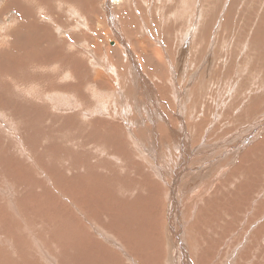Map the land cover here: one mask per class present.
Segmentation results:
<instances>
[{"label":"rangeland","instance_id":"1","mask_svg":"<svg viewBox=\"0 0 264 264\" xmlns=\"http://www.w3.org/2000/svg\"><path fill=\"white\" fill-rule=\"evenodd\" d=\"M131 1L134 4L137 16L136 14L133 15V12L129 13L128 9L123 7L125 1H123L124 3L117 4L112 0H0V195L8 182L17 181V184L15 183L16 185L13 187L15 194L10 193L12 196L10 197V201H14L11 205L8 201V203L3 201L4 195H1L2 198L0 196V205H2L0 206V212L1 208H6L7 210L4 213L2 212L1 215L8 216V220L10 219L9 221L12 222L17 221L15 214L21 211L19 215L24 216V222L30 227L29 229H25L27 241L31 246L30 251L36 256H31L32 258L29 256L27 258L21 255V251L18 252L19 254H16L17 246H11L10 244L6 248L8 245L5 242L6 238L0 235L2 240L0 242V251L7 249L6 252L8 253L6 264H67V261L62 260L60 256L57 255V261L56 255L54 256L45 252L41 246H38L35 251V247L33 246L36 239L32 236V230H28L31 229V223L36 221H39L38 224L42 223L46 227L50 224L54 229V237L56 239H60L62 237L61 234H63V244H67L74 239H68L65 235V220H62L59 215L56 216L52 212H49L52 208L48 207V203H42L45 189L41 185L39 186L38 183H35V181H32L37 178L44 179L46 181L45 186L53 190L57 196V198L50 197L54 200L51 203L63 205V208L67 207L72 210L73 207L69 200L65 197L63 198L62 194L56 193L58 188L68 191L69 185H63L62 181H60L64 178L71 177L74 179L73 184L75 186L71 191L75 192V194H82L84 190L87 192L89 186L95 180V175L111 174L118 184L131 183L132 187L139 189V193H131L129 202L124 205L114 204L113 206L112 204H108L107 206L110 208L103 207L102 209L108 221H111L113 226L121 223L120 229L138 235L133 243L128 245L125 242V246L130 252L131 257L140 260L143 264H147L142 260L146 258L143 255L148 254L144 252V249H150L148 245H151V240L148 245H144V249H139L140 235L145 229L143 222L139 218L146 220L148 215L151 219L158 220L159 229H161V234H163L161 240L158 242V247L163 250V254L164 248H167L168 236L165 238V228L168 221L170 201L163 194H167L172 188L173 190L180 189L179 184L172 186L176 177L172 176L169 180L171 183V186H169L170 190H165V184L161 183L159 179L161 176L157 169V176L152 177L151 180L148 177L151 172L150 174L149 172H144V170L139 172L138 169L131 172L132 169L127 171V168L131 161L141 164V162L145 161L144 157L146 160L150 159V154L144 155L143 149H147L157 155L156 160L159 162L165 157L168 158V154H172V151L176 156L174 150L170 149H173V140L177 141L179 135L174 134V137H172L168 128L171 125L175 127L177 121L176 118H168L167 113H170L169 109L163 107L160 110L159 106V108L156 107L157 112L164 113V118L167 122H170V125L167 126L161 117L158 114L156 115V111H154L156 116L152 118H156L154 119L155 121L151 119L149 113L153 109L150 105L152 102L150 95L152 93L149 88L145 87L144 91L139 88L136 73L132 75L131 71L128 74V62L123 59V47L118 40L114 36H110V40L109 38L103 40L106 28H111L113 31L117 28L119 31L118 37L126 36V42L130 45L132 43L131 46L148 41L152 44V47L158 46V43L164 47L168 44V40L173 39V48L169 50L175 52L178 41H184L185 39L192 45H198L199 50L202 52L200 56L198 48L195 50L197 58L199 57L198 59L200 60L189 59L190 63L193 62L198 68L200 66L198 73L194 71L196 75L192 76L191 73L193 74V72L189 69L186 70L185 67L190 65L189 62L188 64H183L180 61L177 64L178 69L176 71L178 86L188 93L191 92L190 95L195 90H198L195 93L196 96H185V104L188 105L182 111L183 120L186 124L183 126L187 127L188 130L186 132L193 133L194 138L197 140V145L204 147L205 142H207L210 147L206 155H201V157L205 156L204 159H207L208 161L206 162L209 163L198 164V166H204L203 171L207 169L209 171L205 181L199 185L200 188H205L206 195L203 192L199 196L196 194L190 198L195 204L199 201L198 205L195 206L198 211L197 223L199 224L201 220L199 218L200 213L204 216V212L210 213V208L217 207L215 202L219 201L220 205H225L222 192L217 193V191L219 188H226L223 185H227L232 179L237 186L230 185V189H226L231 191L229 193L231 195H233L232 192H235L236 195L233 196L238 200H240V193L244 192L253 193V191L255 192V190L259 189L264 194V179L262 178V182H259V178H256V173L264 177V0H188L190 1V6L192 3L191 7H187L189 2L186 0ZM182 1L185 3L186 8L181 14ZM105 2L110 4V10L112 9V20L107 19L108 16L104 14L108 7L107 4L105 7ZM73 9L75 10V14L78 12L80 16H77L81 19L74 14ZM48 13H51V15L45 16ZM82 19L85 21L83 20L84 22L78 25V21ZM163 21L164 23H162ZM56 23L58 24L56 25ZM61 27L62 29H60ZM59 29L60 31H58ZM206 31L207 35L204 33ZM176 32L182 36H176ZM169 35H172V37H169ZM205 38L206 40H204ZM94 47H97L102 53V57L100 56L101 53L99 54L100 60L105 56L108 49L111 48L110 55L114 58L116 71L122 78L120 81L121 87L113 85L115 89L111 88L109 90L107 85L99 83L96 80L95 68H101L88 63L86 54L88 49H94ZM188 55L195 56V54H191V51L188 52ZM141 60L147 64V66L143 65L145 71L148 73L151 70L156 76L158 84L165 87L168 84L170 74L168 65H166V68H161L160 65H157L155 59L142 58ZM178 61H175V63H178ZM192 81L193 85L190 87L189 82L192 83ZM115 90L116 92L114 93ZM230 90H234L232 95L229 94ZM43 91H46V93ZM56 92H63L67 95H72L70 97L74 99L76 98L75 101L77 103L75 104L78 106V109L76 106V110L73 109L74 111L69 112L65 106L59 109L55 106H50L45 101V98L48 93L55 94ZM116 93L123 94L122 99H125V104L131 110L128 112V115L118 117L116 121H111L108 112L101 109L99 113L102 116H99V113L96 114V111H94L90 117H82L83 112H90L94 108V103L91 100L95 96L111 97L116 96ZM189 98L192 100L190 101ZM214 100L217 102V105L214 103ZM145 101L148 103L145 104ZM218 101H221V108L218 106ZM198 103L204 105H198ZM226 105L228 106L226 107ZM196 106L204 110L202 114H196L199 120L195 124L198 126L189 120V115L197 113V110L195 111L197 109ZM80 108H84V111ZM146 109L148 110L146 111ZM186 110H188L187 117H185ZM236 111L237 113H234ZM76 112L79 114H76ZM1 116L4 118L3 120ZM157 117L158 119L160 117V119L158 120ZM131 124L132 126H130ZM151 124L158 126L155 129ZM86 128H89V130ZM200 128H203V130ZM154 129L158 137H161L164 133L163 139L156 142L157 146H160L159 148L153 147L154 136L156 135ZM182 129L186 128L182 127ZM93 132L94 135H92ZM165 132L169 133L168 136ZM198 132L199 136L195 137L197 135L195 133ZM128 133H132L133 135L131 134L132 136H130ZM135 136L137 140H135ZM51 137H54V139ZM94 140L97 143L94 144ZM102 142L105 144H102ZM169 143L172 145H169ZM99 146L100 148L97 150ZM92 147L95 150L91 149ZM91 151L93 152L91 155L92 159L88 158ZM28 154L31 156L29 155L30 157H28ZM41 161L44 162L42 163ZM119 163L121 165L118 168ZM70 164L71 166H69ZM100 164H104V167H99ZM45 165L49 168L45 167ZM114 165H116L115 168L113 167ZM41 168H46L45 170L50 173L51 178ZM57 171L60 172L56 173ZM240 171L246 172V175L239 174ZM34 174L37 175V177H34L35 179L32 178ZM146 180H149L152 187L145 184ZM22 182L25 185L22 186ZM33 185H36L38 190H35ZM208 187H210L209 190ZM94 190L98 195L102 194L99 193L98 189L94 188ZM157 191H159L158 196L151 195V193L156 194ZM200 191L201 189L199 193ZM38 200H40L41 204ZM106 200L108 202L114 201L109 197ZM143 200L145 203H142ZM259 201L262 204L260 205L262 209L254 211L256 209L251 207V211L263 213L264 215V203L261 200ZM239 205L240 203H238L237 207ZM90 206L84 205L86 208ZM9 207H12L14 211ZM129 207L130 211H133L130 215L126 213V209ZM187 207L190 208L191 205L188 204ZM27 209L30 210L28 211ZM190 210H193V208ZM9 221L10 225L11 222ZM60 221L61 223H59ZM226 221L234 223V220L231 221L228 218ZM65 223L70 224L71 221H67L66 219ZM1 224L3 225V223ZM5 225L9 226L6 222ZM5 228L2 229L0 226V233L4 232ZM263 229L264 216L257 224L252 225L250 232L251 236L258 239L260 246H264V237H258ZM8 235L10 234L8 233ZM94 235L95 233H91L92 238L90 236L86 241L92 242L94 240L96 242ZM245 238L246 236L243 238L244 242L242 241V245L239 242L236 244L237 240H232L233 242H231L230 246L231 250H233L231 264H235L241 252L245 251L244 247L247 241V238ZM3 240L5 245L2 244ZM44 240L46 239L44 238ZM147 240L144 239L145 242ZM75 247L77 248V246H74V253L71 256L72 260L76 259L79 262L78 264H93L91 263L92 256L99 260L97 264H108L106 262L107 259L109 261L112 260L109 264H116L115 259L118 260L124 257L117 249L105 253L95 250L96 253L91 254V251H89L91 247L87 244L78 245L76 250ZM153 251L156 250L154 249ZM114 253L117 255L116 258ZM249 253L251 254V252ZM22 254L25 255V253ZM195 254L197 255V253ZM74 256L76 257L74 258ZM17 258H20V261L24 262L18 263ZM43 258L45 259L44 261ZM3 259V257L2 259L0 258V264H5ZM227 260H229L228 257Z\"/></svg>","mask_w":264,"mask_h":264},{"label":"bare ground","instance_id":"2","mask_svg":"<svg viewBox=\"0 0 264 264\" xmlns=\"http://www.w3.org/2000/svg\"><path fill=\"white\" fill-rule=\"evenodd\" d=\"M112 1L114 3H117V4H120L121 2L124 3L123 1H125L123 7H126V9H128V11H129V13L133 12V15L136 14V16H137L136 11L134 10V6H133L134 4L132 3L131 0H129V2H127V0H112ZM186 1H188V0H186ZM188 2H189V4L187 5V7H191L192 3H191V6H190V1H188ZM106 4H107L108 7H107V11L104 12V14L108 16L107 19L109 18V20H112L113 19V14L111 12L112 9L110 10V4H108L106 2H105V7H106ZM181 4H182V7L180 8L181 9L180 13L182 14L184 12L185 8H186V5H185V3L183 1H182ZM74 14H75V10H74ZM47 15H51V13H48L45 16H47ZM75 15L76 16L79 15L78 12ZM78 18L81 19L80 17H78ZM180 18H182V17L180 16ZM139 19L141 20V18H139ZM51 20L54 21L53 18H51ZM83 20L84 19L79 20L78 21V25L81 22L85 21V20L84 21ZM135 20H136V17H135ZM162 23H164V21ZM57 24L58 23H56V25ZM139 25L141 26V24H139ZM54 26H55V23H54ZM59 26H61V25H59ZM59 26H58V28H59ZM60 29H62V27ZM60 29L58 31H60ZM105 31L106 32L104 33L103 40H107L110 36L111 37L114 36L115 39L118 40V42L122 45L123 53H124L123 59H124V61L126 60L128 62V68H127L128 69L127 70L128 74H130L131 71H132V75H133V73H136V75L138 76V81H139V82H137V84H138L139 88H141L143 91H144L145 87L150 89V91L152 93V95H150L151 96V101H152L150 103V105L153 108V109H151V111L149 110L151 112V113H149L150 116H151V119L158 114L161 117V119L164 121V123L167 124V126L170 125V122H167L166 119L164 118V115H163L164 113H162L160 111L157 112V110H156V107L157 108L160 107V110H161V108L164 107V108L170 110V113H167L168 118H172L173 117V118H176V121H177V124L175 125V127H173L171 125L168 128L169 129V133H170V135L172 137H174V134H178L179 135L178 138H177L178 139L177 141L173 140V143H172L173 144V149H170V150H174L176 156L174 155V153L172 151V154H170V153L168 154L169 155L168 158L167 157L164 158L162 156V158H164L165 160L163 159L164 161L162 160V161L159 162V161L156 160V157H158L157 155L153 154V152H150L147 149H145V150L143 149L142 152L144 153V155L150 154V159L146 160V158L144 157L145 161L141 162V164H136V161H134V162L131 161V162H129V166L127 168V171H129V169H132L131 172H133L135 169H138L139 172L141 170L142 171L144 170V172H149V174L151 172V174L148 176L149 178H151V180H152V177L157 176V174L159 173V175L161 176V177H159V179H160L161 183L165 184V188H164L165 190H168L169 186H171V183H170L169 180L172 178V176H174V177H176V179L173 181L172 186L175 185V184H179V188H180L178 190H176V189L173 190V188L171 190L169 189L170 191L167 194L166 193L163 194V195H165L167 197L166 199L168 201H170V205L168 207V221H167V226L165 228V233H166L165 238L168 236V243H167V248H164V254H163V250H161L158 247V242L161 240V238L163 236V234H161V229H159L160 227H159V224H158V220L151 219V217L148 216V215H147V219L146 220H144L142 218H139L140 221L143 222L144 227H145V229L142 231V233L140 235L141 236V240H140V243H139V245H140L139 249L140 250L144 249L145 248L144 245H148V243L151 240V245H148V248H150V249H147V248L144 249V252H146L148 254L147 255H143L146 258L144 260H142V261L147 263V264H231L232 263V252H233V250H231L230 246H231V242H233L232 240H235V241L237 240L236 244L239 242L242 245L243 238L246 236L247 241H246V245L244 247L245 251L241 252L240 256L237 259V262L235 261L236 262L235 264H264V246H260L258 244V239H256L254 236L250 235V232L252 230V225L255 224V223L257 224V222L259 220H261L263 218V216H264L263 213H255L254 212V211H258V210L262 209V208H260V205H262V204L260 203L259 200H261L264 203V197H263L264 194L259 189L255 190V192L253 191V193H251L250 191H249L250 193H245V192L244 193H240V200H238V199L235 198V196H233V195H236L235 192H232L233 195L229 194V193H231V191L228 190V189H230V185H235L233 179L230 180L229 183H228L229 186H228V184L227 185H223V186H225L228 189L219 188L218 191H217V193L222 192L221 194L224 197L225 205H220L219 201L215 202V204H217L218 208L215 207V206L210 208L209 209L210 213L204 212V216H203V214L200 213L199 214V218H201V220H200L199 224L196 221L197 218H198V211L196 210L195 206L198 205L199 201L195 204V202L191 201L190 198L194 197L196 194H198V196H199V194H202L203 192H204L203 194H205V188H200L199 185H200L201 182L203 183L205 181V179L207 178V176L209 174V171H208V169L203 171L204 170L203 169L204 166H198V164L200 165V164H202L204 162H205L204 164H208L209 163V162H206V161H208L207 159H204L205 156L201 157V155L202 154L206 155V152H208L210 150V147L208 145L209 143H207V142H205L204 147L202 145H197L196 144L197 140L194 138L193 133L192 132L191 133L186 132V130H188V129H187V127L183 126V125H186V124L184 123V120H183L182 111L188 105V104H185L186 103V97L185 96H196L195 93H197L198 90H195L194 93L192 95H190L191 92L188 93L185 90H183L180 86H178L177 85L178 84L177 83V78H176V76H177L176 75V71L178 69L177 68V64H179L180 61L183 62V64L184 63L188 64L190 58H192V60H197L199 58V57L197 58V52L195 51L198 48V45H192L188 40L184 39V41H183V40L180 39L181 41L180 42L178 41L179 44L177 43V50L175 49L176 50L175 52L174 51L171 52V50H169L170 48H173V39L171 38L172 40H168V44L166 46H164V47H162L160 45V43H158V46L156 45V47H152V44L150 42H148V41H144V42H141L139 44H134V46H131L132 43L130 45V44H128V42H126V39H125L126 36L118 37L119 36V31L117 30V28H115L114 31L111 28L110 29L106 28ZM173 33H174V31H173ZM204 33L206 35L208 34L207 31L204 32ZM91 34H93V33H91ZM178 35L179 34L177 33L176 36H178ZM170 36L172 37V35H169V37ZM109 40H110V38H109ZM204 40H206V38ZM116 46H118V45L116 44ZM110 49H108V51L106 50L107 53L105 54V56L103 58H101L102 60L99 59V54L101 53V51L97 47H94V49H88V51H86L87 57L89 58V59L87 58V60H88L87 62L101 68V69L95 68L96 69L95 70L96 71V74H95L96 80L99 83H103L104 85H107V88L109 90H111V88L115 89L114 87L116 85H119V87H121L120 86V81L122 79L120 77V75L118 74V72L116 71L114 58H112L111 55H110V52H111ZM198 50H199V48H198ZM189 51H191V54L192 53L195 54V56L188 55ZM199 52H200V56H201V53H202L201 50H199ZM100 56L102 57V53H101ZM142 58H148V59H153V60L155 59L157 65H160L161 68H166V65H168V68H169L168 71L170 72V74H169L168 84L165 87H164V85L160 86L158 84V80H157L156 76L151 72V70L148 73L145 71L144 66H147V64H145L141 60ZM178 58H179V61H178ZM198 60H200V59H198ZM175 61H178V63L177 62L175 63ZM185 68H186V70L189 69L190 71H192L193 74L191 73V75L194 76V75H196V73L194 71H197V73H198L199 69H200V66L198 68L193 62H191L190 65L186 66ZM97 81H96V83H97ZM113 85H115V86H113ZM191 85H193V81H192V83L189 82V86L190 87H191ZM233 91L230 90L229 94L232 95ZM43 92L46 93V91H43ZM115 92H116V90L114 91V93ZM120 92H121V90H120ZM70 96H72V95H67L66 93H63V92H56L55 94H49L48 93L47 97L45 98V101H47V103L50 106H55L57 109H59L62 106H65L68 109V111L71 112V111H74L73 109H75V107L77 106L75 104V103H77V101H75L76 98L74 99L73 97H70ZM122 96H123L122 93L121 94L120 93H116V96H111V97L110 96H95V98L91 100L92 103H94V106H93L94 108L91 109V108H89L87 106L91 110H90V112H88V111L83 112L84 114L81 112L83 114L82 117L83 118L90 117L91 114L94 111H96V114H97V113H99L101 111V109L106 110L108 112V116H109V119L111 121H116V119L118 117H124V116L128 115V112H130L131 110H130V108H128V105L125 104V102H124L125 99H122ZM246 97H248V96H246ZM191 100L192 99H190V101ZM239 102H240V99H239ZM146 103H148V102L145 101V104ZM214 103L217 105V102L215 100H214ZM145 104H144V106H145ZM198 105H202L203 106L204 104L198 103ZM218 106L219 107L221 106V101H218ZM227 106L228 105H226V107ZM84 107H85V105H84ZM197 107L198 106H196V108ZM214 107H215V105H214ZM77 109H78V106H77ZM80 109H79V111H80ZM83 109L84 108H82L81 110H83ZM89 109H87V110H89ZM147 110L148 109H146V111ZM188 110H186V112H185L186 113L185 117H187ZM196 110H197V113H195V115L193 113L191 115H189V120L194 122V124H195V122L197 120H199V117L196 114L200 115V114H202V111H204L203 109H199V108L195 109V111ZM236 110H237V108H236ZM154 111L157 112L156 115H155ZM142 113H144V112H142ZM234 113H237V111L234 112ZM76 114H79V113L76 112ZM238 114H239V112H238ZM98 115L102 116L100 113ZM160 117H159V119H160ZM1 118H2V116H1ZM3 119L4 118H2V120ZM154 119H156V118H154ZM154 119H152V120H154ZM157 119H158V117H157ZM227 123H228V121H227ZM127 124H129V123H127ZM127 124H125V125H127ZM123 125H124V123H123ZM130 126H132V124ZM152 126L156 129L158 125L154 124ZM196 126H198V125H196ZM123 127H125V126H123ZM182 127L186 128V129H182ZM201 127H203V126H201ZM86 129L89 130V128H86ZM200 129L203 130V128H200ZM73 131H75V130L73 129ZM199 132H201V131H199ZM199 132L195 133V134H197L195 137L199 136ZM155 133H156V130H155ZM165 133H167V132H165ZM169 133H167V136H168ZM128 134H130V133H128ZM131 134H130V136L133 135V134L132 135ZM134 134H135V132H134ZM92 135H94V132L92 133ZM161 135H162V133H161ZM163 135H164V133H163ZM163 135L161 137H158V134L156 133V135L154 136V144H153L154 148H159L160 147V146H157L156 142L161 140V139H163V137H164ZM181 137L184 140L183 139L181 140ZM1 138H2V136H1ZM51 138L54 139V137H51ZM110 139H111V137H110ZM110 139L108 138V140H110ZM164 139H166V138H164ZM96 140L93 141L94 144L97 143ZM112 140H113V138H112ZM119 140H121V139H119ZM135 140H137L136 136H135ZM171 140H172V138H171ZM128 141L130 142V140H128ZM74 142L76 143V141H74ZM86 142H88V141H86ZM102 144H105V143L102 142ZM109 144H110V142H109ZM172 144L169 143V145H172ZM100 146L97 148V150L100 148ZM261 147H263V146H261ZM6 148H8V147H6ZM211 148H213V147H211ZM82 149H83V147H82ZM87 149L89 150V148H87ZM91 149H93V147ZM93 150H95V148ZM168 150H166V151H168ZM163 151H165V150H163ZM47 152H48V150H47ZM49 152H50V150H49ZM92 153H93L92 151L89 153L88 158L92 157L91 156ZM99 153H98V155H99ZM3 154H5V153H3ZM9 155H11V154H9ZM29 155L30 154H28V157L31 156V155L30 156ZM103 155H106V154H103ZM34 157H36V156H34ZM39 157H41V156H39ZM113 158L115 159V157H113ZM141 158H143V157H141ZM1 159H2V157H1ZM31 159H33V158L31 157ZM72 159L74 160V157ZM78 159H81V158H78ZM84 159H85V157H84ZM96 159L100 160L98 158H96ZM96 159H94V160H96ZM158 160H160V159H158ZM4 161H5V159H4ZM109 161H110V159H109ZM24 162H25V160H24ZM41 162L43 163L44 161H41ZM10 163H11V161H10ZM103 163H105V162H103ZM75 164H76V162H75ZM79 164H80V162H79ZM46 165H45V167H48ZM96 165H97V163H96ZM120 165L121 164L119 163L118 168H119ZM7 166H9V165H7ZM69 166H71V164ZM42 167H43V165H42ZM99 167L103 168L104 164H100ZM113 167L115 168L116 165H114ZM111 168H112V166H111ZM180 168H182V169L180 170ZM45 169L46 168H41V170H44V173H46L51 178L50 173L47 170H45ZM156 169H157L158 173L156 172ZM107 170H109V169H107ZM58 172H60V171H57L56 173H58ZM115 172H117V171H115ZM33 173H35V172H33ZM37 173H39V172H37ZM110 173H112V172H110ZM239 174L246 175V172L244 173L243 171H240ZM25 175H26V173H25ZM262 176H261V174L256 173V178H259L258 179L259 182L260 181L262 182V178L264 179V177H262ZM34 177H37V175L34 174L32 176V178H34ZM8 179H10V178L8 177ZM75 179H76V177H75ZM94 179H95L94 181L92 180L93 181L92 182L93 185L91 184L89 186V188H88L89 190L87 192L84 190L82 192V194L81 193L75 194V192L73 193L71 191V190H73V187L75 186V184H73L74 183V179L73 178L68 177V178H64L63 180H60V181H62L61 183H63V185L68 184L69 185V189H68V191H65V190H63L61 188H58L56 193L62 194L63 198L64 197L67 198L69 200L71 206L73 207V210L69 209L67 207L63 208L62 207L63 205L60 206V205H54V203H51V202L54 201L51 198H57V196L55 195L53 190H50L49 187L47 188L45 186L46 181L44 179L43 180L39 179V178H37L35 180L31 179L32 181H35V183H38L39 186L41 185L42 187H44L45 193L43 194L44 197H43V202L42 203H44V204L48 203L47 204L48 207L52 208V210L49 211V212H52V214L56 215V216L59 215L62 220L66 221V219H67V221H71L70 224H67L64 221V224H65V227H66V229L64 231L66 234L65 233L64 234L67 236L68 239L74 238L72 241H69L67 244H63V242H62L63 234H61L62 237L60 239H56L54 237V235H55L54 234V229L52 228V226L50 224H48L49 226L46 227L45 225H42V223L38 224L39 221L32 222L31 223V229L28 230V231L32 230L31 231L32 236L36 239V241H34V243H33V246L35 247V251H36V248L38 246H41L42 250H44L45 252H47V253H49L51 255H54V256L56 255L55 256L56 259H57V255H58V256H60L62 258V260L67 261V264H78L79 262L76 261V259L72 260V256H71V254L74 253L73 252L74 251V246H77V248H78V245H80V244H84V245L87 244V245H89L91 247V250H89V251H91V254L92 253H96L95 250L96 251H100V252H104V253L105 252L114 251L115 249L119 250L124 257L122 259H118V260L115 259L116 264H143L140 260H137L134 257H131V255L129 254L130 252L127 250V248L125 246V242L128 245L130 243H133L134 240L137 239L138 235L133 234L131 232H126V231L120 229L121 223L118 224V225L113 226L112 222L108 221L107 216H106V214L104 213V211L102 209L103 207H108L107 206L108 204H110V205L112 204L114 206V204H116V205H124V204L128 203L129 199L131 197L130 194L131 193H136V192L139 193V189L132 187L131 183H125L124 185H122L121 183L118 184L117 180H115V178L113 176H111V174L110 175H95ZM146 181L147 182L145 183V181H144V183L146 185L151 186L149 180H146ZM15 183L17 184V181H15V182H11L10 181L2 189V194L1 195H4V197H3L4 200L3 201H5V202L8 201L10 203V205H11L12 202H14L13 200L10 201V197H12L11 194L14 193L13 187H14V185H16ZM158 183H159V181H158ZM23 185H25V184L23 183L22 186ZM205 185H206V183H205ZM260 185H262V183H260ZM33 186H34L35 190H38L36 185H33ZM236 186L237 185H235V187ZM1 187H2V185H1ZM31 187H32V185H31ZM76 187H77V184H76ZM94 188L98 189L99 193L103 194V197H102V194L98 195V193L95 192ZM155 188H156V186H155ZM209 188L210 187H208V190H209ZM17 189H18V186H17ZM200 189H201V191L199 193ZM247 190H249V189H247ZM19 191H20V189H19ZM78 192H80V191H78ZM158 193H159V191H157L156 194L155 193L154 194L151 193V195L152 196H158L157 195ZM38 194H40V193H38ZM208 194H209V191H208ZM73 197H75V198H73ZM107 197L111 198V200H114V201L113 202L112 201L108 202L106 200ZM1 198H2V196H1ZM40 198H41V195H40ZM38 201L40 203V200H38ZM57 201H58V199H57ZM83 203H84V205H87V206L91 205V206L86 208V207H84V205H82ZM142 203H145L144 200L142 201ZM238 203H240L239 207H237ZM3 204H6V203H3ZM188 204L191 205L190 208L187 207ZM181 205H183V206H181ZM192 205H193V207H192ZM0 206H2V205H0ZM251 207H253V209H256V210H254L252 212L251 211ZM108 208H110V207H108ZM191 208H193V210H190ZM10 209H12V207ZM5 210H7V209L6 208H1L0 222L3 223V225H5V222H6L7 225H9L8 221L10 219L8 220V216L1 215L2 212L4 213ZM60 210H62V211L59 212ZM199 210H200V208H199ZM12 211H14V210L12 209ZM20 212L15 214L16 218H17L16 219L17 221H12V222L9 221V222H11V224L8 227L5 225L6 226V228H5V226H3L0 223V226L2 227V229L3 228L6 229L4 232L0 233V235L2 237L6 238L5 242L8 244L6 248H8V246L10 244H11V246H17L16 254H19L18 252L21 251L22 253H25V255H23L22 253H21V255L28 258L29 256L30 257L34 256V253H32L30 251L31 246H30V243L27 241V235H26V232H25L26 231L25 229H29L30 227L24 222V220H23L24 216L23 215L22 216L19 215V214H21ZM200 212H201V210H200ZM126 213L130 215V214L133 213V211H130V207H129V208L126 209ZM7 214H9V213H7ZM13 214H14V212H13ZM40 216H41V214H40ZM9 217H11V216H9ZM69 217H70V219H69ZM227 218L231 219V221L234 220V223L227 222L226 221ZM242 220H244V221L242 222ZM59 223H61V221ZM250 223H251V225H250ZM192 226H194V227H192ZM8 233L10 235H8ZM91 233L92 234L95 233L94 236H95L96 242H94V240L92 242L86 241V240H88V238H90ZM258 237H264V229L261 231V234ZM44 238L46 240H44ZM91 238H92V236H91ZM144 239H148L147 242H145ZM1 241L2 240H1V237H0V242ZM5 242L3 240L2 244L5 245ZM12 242H14V243H12ZM77 248L75 247V250ZM152 249L153 250L155 249L156 251H153ZM6 250L7 249H2L0 251V258L1 259H2V257L4 258L3 262L5 264L7 263V260H8V253L6 252ZM249 252H251V254ZM154 253H156V255H154ZM195 253H197V255ZM89 254H90V252H89ZM116 256L117 255L115 254V258H116ZM9 257H10V255H9ZM34 257H36V256H34ZM75 257L76 256H74V258ZM100 257H101V255H100ZM227 257L229 258V260H227ZM11 258H10V260H11ZM98 259H99V257H98ZM16 260H17L18 263L24 262V261H20V258H17ZM44 260L45 259L43 258V261ZM57 261H58V259H57ZM98 261L99 260H97V258L92 256L91 263L97 264ZM111 261H109L108 259L106 260V262L108 264L111 263ZM12 262H14V261H12ZM233 262H234V259H233ZM42 264H44V263H42ZM45 264H47V263H45ZM56 264H58V263H56Z\"/></svg>","mask_w":264,"mask_h":264}]
</instances>
